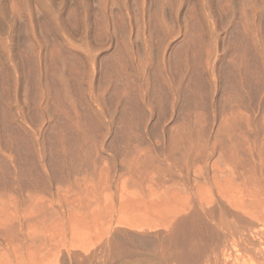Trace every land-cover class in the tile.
<instances>
[{
	"label": "rangeland",
	"instance_id": "rangeland-1",
	"mask_svg": "<svg viewBox=\"0 0 264 264\" xmlns=\"http://www.w3.org/2000/svg\"><path fill=\"white\" fill-rule=\"evenodd\" d=\"M218 184L264 206V0H0V264H264Z\"/></svg>",
	"mask_w": 264,
	"mask_h": 264
},
{
	"label": "bare ground",
	"instance_id": "bare-ground-1",
	"mask_svg": "<svg viewBox=\"0 0 264 264\" xmlns=\"http://www.w3.org/2000/svg\"><path fill=\"white\" fill-rule=\"evenodd\" d=\"M231 185V184H230ZM232 186V185H231ZM217 189H218V194L219 195H221V196H223L224 198H226V200H227V198L230 200V202H231V204L233 203V204H236V205H234V206H241V207H245V208H249V210H251L252 211V213L254 214V215H256V217H257V219L259 220V221H262V222H264V206H263V202H262V200H260L261 199V197H260V195H258L257 193L258 192H256L255 191V193L254 192H252V191H249L248 192V194H247V191H245L243 194L245 195V193L247 194V196H248V200L247 201H245V200H243L244 202H238V203H241V205L240 204H238V203H235V202H233V201H237V199H233L234 197L235 198H237L236 196H235V194H232V193H230V190L232 189V187L230 188V186H227L226 188H224L223 187V185H221V184H218V186H217ZM239 189V188H238ZM240 190V189H239ZM238 190V191H239ZM243 189L241 188V192L239 191V193H242L243 191H242ZM242 194V195H243ZM180 194L179 193H177V195H176V197H175V202H174V204L175 205H173L172 206V208H170V210L169 209H167V208H165V207H162L161 208V210H160V212H159V218H160V220H161V222L165 225V226H167V225H174L173 224V222H174V219H175V217L176 216H178V215H181V214H185V213H189V211H192V212H194L193 210H195L194 209V206L192 207V205H191V203H193L192 202V200H191V202L189 201L190 199H191V197H190V199L189 198H187V196H184V197H186V198H184V197H182V199L184 200H186V202H185V200H184V203H182L181 201H182V199H181V195L179 196ZM199 199H200V207H203L204 205H209V203H211L212 201H213V199L211 200V198L210 199H207V198H204V196H201L200 194H199ZM223 198V199H224ZM180 199V200H179ZM198 199V200H199ZM228 201V200H227ZM229 203V202H228ZM232 204V205H233ZM205 206V207H206ZM208 207V206H207ZM259 209L261 210V211H259ZM204 210V209H203ZM207 210V209H206ZM191 212V213H192ZM197 212V213H196ZM191 213H189L190 215H191ZM207 213V212H206ZM188 214V215H189ZM193 214H195V216H199L200 217V212L199 211H195ZM191 215V218L192 217H195L194 215ZM186 215V214H185ZM187 215V216H188ZM190 215L186 218V219H190L189 217H190ZM193 219V218H192ZM192 219H190V220H192ZM195 219V218H194ZM192 220V221H195V220ZM184 220V219H183ZM220 220V219H219ZM189 221V220H188ZM221 221H223V220H221ZM183 222H185V221H183ZM191 222V221H190ZM187 223V222H186ZM220 224V223H219ZM224 225V223L223 222H221V226H223ZM178 228V227H177ZM178 230V229H177ZM192 235V234H191ZM190 237V236H189Z\"/></svg>",
	"mask_w": 264,
	"mask_h": 264
}]
</instances>
